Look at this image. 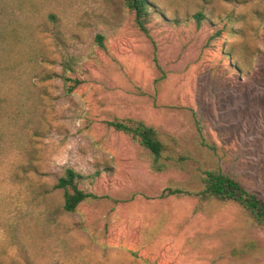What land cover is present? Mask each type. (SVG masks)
Wrapping results in <instances>:
<instances>
[{"label": "rangeland", "instance_id": "rangeland-1", "mask_svg": "<svg viewBox=\"0 0 264 264\" xmlns=\"http://www.w3.org/2000/svg\"><path fill=\"white\" fill-rule=\"evenodd\" d=\"M150 1L152 41L122 0H0V60L17 64L0 82V118L19 106L23 126L0 161V264H264V229L237 206L191 217L192 200L144 198L170 183L197 189V171L236 149L245 183L264 196V0ZM156 65L166 73L157 91ZM64 78L80 84L70 91ZM189 109L228 153L201 145ZM113 118L157 129L165 173L147 170L106 126ZM67 168L107 171L96 194L140 197L57 216L62 193L52 186ZM250 242V253L228 259Z\"/></svg>", "mask_w": 264, "mask_h": 264}, {"label": "trees", "instance_id": "trees-1", "mask_svg": "<svg viewBox=\"0 0 264 264\" xmlns=\"http://www.w3.org/2000/svg\"><path fill=\"white\" fill-rule=\"evenodd\" d=\"M122 3L132 15L133 27L136 31L149 41H152L150 24L155 11L151 1L122 0ZM193 18L197 27H200L204 19L203 15L196 13ZM96 41L102 46V36H97ZM13 59L14 57H8L5 60H0V82H8L12 66L17 65ZM29 61L31 63L36 62V55L31 54L27 58V63ZM156 67L160 72V77L154 82L157 91L160 83L165 80L166 73L159 66L156 65ZM45 77V79H50L56 77V74L53 73ZM63 80L64 82L73 83L69 88L70 91L80 84L78 80H72L71 78H64ZM21 89L22 96L30 93L25 87ZM5 98L6 95L0 100V107L5 103ZM19 108V106L13 108L11 118H0V161L10 151L11 144L18 132L23 130V126L19 122ZM189 112L195 132L200 138L201 145L215 152L217 156V150L228 153L210 140L201 113L193 109H189ZM105 124L110 130L121 134L127 142L137 148L141 158L147 164V170L151 174L160 175L165 173V163L170 160L163 156L165 146L159 139L155 127L146 124L140 119L134 118H113ZM243 154L244 152L242 150L236 149L235 153H231L230 157L226 156L223 158V163H217L210 168L199 169L197 171L199 186L195 190L183 185L170 183L162 188L156 197L149 198L145 196L144 198L146 200L156 199L160 201L168 199L192 200L191 217L204 214L210 204H232L237 206L245 218L252 224L264 229V196L258 191L250 189L245 183L242 175V167L240 166ZM106 172H95L92 175L85 176L72 168L65 169L63 174L57 178L55 184L52 186L53 191H61L62 193V205L55 212V215L71 214L76 212L78 207L84 204H94L101 200H109L113 207H117L135 201L140 197L136 194H130L124 198H113L93 192L92 188L96 180L102 173ZM253 249L254 244L250 242L238 249L235 247L231 248L227 252V257L228 259L244 257Z\"/></svg>", "mask_w": 264, "mask_h": 264}]
</instances>
